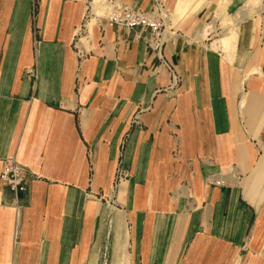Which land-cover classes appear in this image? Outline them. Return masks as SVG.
Listing matches in <instances>:
<instances>
[{"label":"crops","instance_id":"obj_1","mask_svg":"<svg viewBox=\"0 0 264 264\" xmlns=\"http://www.w3.org/2000/svg\"><path fill=\"white\" fill-rule=\"evenodd\" d=\"M105 2L0 0V176L27 171L0 264H264V0L229 7L228 49L209 0L169 19L170 91L148 29L87 22Z\"/></svg>","mask_w":264,"mask_h":264},{"label":"built area","instance_id":"obj_2","mask_svg":"<svg viewBox=\"0 0 264 264\" xmlns=\"http://www.w3.org/2000/svg\"><path fill=\"white\" fill-rule=\"evenodd\" d=\"M163 0H153L150 10H142L128 5L119 6L118 12L109 16L111 24L132 29L140 27L149 30L148 48L153 51L157 57L160 66H163L170 75V84L166 91L175 90L181 83V76L162 55V47L166 41L165 29L169 20L168 10ZM27 171L17 164L14 160H7L1 173V181L15 194L25 192Z\"/></svg>","mask_w":264,"mask_h":264},{"label":"rangeland","instance_id":"obj_3","mask_svg":"<svg viewBox=\"0 0 264 264\" xmlns=\"http://www.w3.org/2000/svg\"><path fill=\"white\" fill-rule=\"evenodd\" d=\"M94 1V0H93ZM105 1V0H104ZM166 9L168 10L169 14V19H172L173 22L175 20H183L186 18V16H191L194 14L204 3L207 2V0H188L189 2L187 3L188 7L186 10V14L182 16V11L183 7L181 5L179 8L176 9V0H163ZM210 3L208 4H213L212 6H209L208 10L211 12L210 17L208 18L207 22L205 25H209L210 28L208 32H205L203 30V36L206 37L207 33L210 35L207 37L209 38L208 43H213L214 41H217L219 38L224 37L226 40V44L223 46L225 49L232 48L233 43H234V33L232 31L234 27V23L232 22L231 17L229 18V7L230 6H236L237 7V14L238 17L239 12L241 13V17L244 16L245 14L251 15L255 12V7H257L258 3L256 4L255 1L258 0H209ZM254 1V2H252ZM247 2V3H246ZM250 2V3H249ZM252 2V4H251ZM198 3V4H197ZM249 3V4H248ZM262 5H263V0H262ZM197 4V5H196ZM207 4V3H206ZM256 5V6H255ZM114 6H120L118 0H106L105 5H104V10L101 13L102 15L95 17L94 15L89 13V8L87 10V22L94 20L99 17L107 16L109 17L111 14H113V9ZM243 13V15H242ZM245 13V14H244ZM182 16V17H181ZM166 37V33H165ZM231 37V38H230ZM230 38V39H229ZM232 44V46H231Z\"/></svg>","mask_w":264,"mask_h":264},{"label":"bare ground","instance_id":"obj_4","mask_svg":"<svg viewBox=\"0 0 264 264\" xmlns=\"http://www.w3.org/2000/svg\"><path fill=\"white\" fill-rule=\"evenodd\" d=\"M190 1V0H189ZM188 0H176V9L177 8H179V6L181 5V7H183V6H185L184 8H183V11H182V16H184L185 14H186V10H187V3L189 2ZM249 1V0H248ZM251 1V0H250ZM99 2H103V0H94V5L96 6L97 4H99ZM252 2H254V1H252ZM252 2H251V4H252ZM256 2V4L258 3V5H257V7H255L256 9H261L262 8V0H258V1H255ZM247 3V2H246ZM250 3V2H249ZM248 3V4H249ZM198 4V3H197ZM196 4V5H197ZM256 6V5H255ZM181 16V17H182ZM187 17V16H186ZM209 28H210V26L209 25H207L206 27H205V29H204V31L205 32H208V30H209ZM204 33V32H203ZM226 39L225 38H221V41L219 42L218 40L217 41H215V45L216 46H218L219 44L221 45V46H224L227 42L225 41ZM226 48V47H225Z\"/></svg>","mask_w":264,"mask_h":264}]
</instances>
